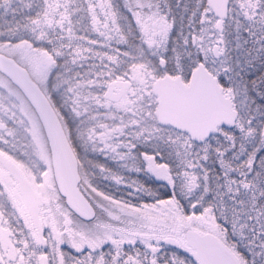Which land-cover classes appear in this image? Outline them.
<instances>
[{
	"label": "snow or ice",
	"instance_id": "1",
	"mask_svg": "<svg viewBox=\"0 0 264 264\" xmlns=\"http://www.w3.org/2000/svg\"><path fill=\"white\" fill-rule=\"evenodd\" d=\"M0 264H264V0H0Z\"/></svg>",
	"mask_w": 264,
	"mask_h": 264
}]
</instances>
